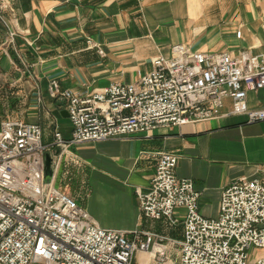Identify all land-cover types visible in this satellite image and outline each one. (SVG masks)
<instances>
[{
  "label": "crops",
  "instance_id": "obj_1",
  "mask_svg": "<svg viewBox=\"0 0 264 264\" xmlns=\"http://www.w3.org/2000/svg\"><path fill=\"white\" fill-rule=\"evenodd\" d=\"M4 1L0 107L15 110L18 118L9 120L39 125L47 146L56 131L65 140L73 133L66 108L50 95L54 81L79 97L133 84L153 71L156 58H170L176 44L233 57L264 55V0ZM263 105L264 90L249 93L251 110ZM232 110L227 99L222 116L208 122L74 146L59 156L52 148V184L103 229L169 234L145 219L135 192L149 190L159 154L169 152L179 157L176 176L192 180L201 194L200 213L217 219L225 189L243 179L264 182V122L250 124ZM81 183L91 190L82 198ZM137 260L154 264L143 253Z\"/></svg>",
  "mask_w": 264,
  "mask_h": 264
},
{
  "label": "built area",
  "instance_id": "obj_2",
  "mask_svg": "<svg viewBox=\"0 0 264 264\" xmlns=\"http://www.w3.org/2000/svg\"><path fill=\"white\" fill-rule=\"evenodd\" d=\"M9 6L0 0V17ZM241 38L242 32L237 34ZM14 35H12V38ZM264 90V55L193 51L184 44L171 57H158L153 71L133 84H114L85 97L52 82L50 95L64 105L73 127L65 140L43 142L39 125L16 120L0 123V264H136L138 253L154 264H264L250 251H264V182L239 180L224 190L217 219L200 213L194 182L179 179V157L161 152L149 190H135L146 220L181 232L132 234L98 226L79 202L46 183V154L57 148L149 134L230 115L264 122V105L248 106L249 93ZM171 234V233H170ZM178 247L172 257L171 247Z\"/></svg>",
  "mask_w": 264,
  "mask_h": 264
},
{
  "label": "rangeland",
  "instance_id": "obj_3",
  "mask_svg": "<svg viewBox=\"0 0 264 264\" xmlns=\"http://www.w3.org/2000/svg\"><path fill=\"white\" fill-rule=\"evenodd\" d=\"M5 94L4 93H0V100H3V96ZM16 112L14 109H9V108H4V107H0V123L4 120H9V119H14V118H18V116H16ZM61 152V150H60ZM82 184V183H81ZM75 187V186H74ZM84 187V188H83ZM81 190L78 192L80 193V197H84V194L85 196L87 194H89L91 192L89 186L87 184H82L81 185ZM79 197V198H80ZM78 198V200H79ZM76 199V198H75ZM169 233V232H168ZM171 233V234H170ZM169 234H167L171 239H175V240H181V232L180 231H177V232H170ZM179 248L178 247H171V251H172V257L175 259L178 255V250ZM250 257L251 259H258V258H263L264 257V251L262 250H258V249H252L250 251ZM151 258V257H150ZM254 261V260H253ZM137 264H138V260H137Z\"/></svg>",
  "mask_w": 264,
  "mask_h": 264
},
{
  "label": "water",
  "instance_id": "obj_4",
  "mask_svg": "<svg viewBox=\"0 0 264 264\" xmlns=\"http://www.w3.org/2000/svg\"><path fill=\"white\" fill-rule=\"evenodd\" d=\"M60 150L58 151L56 156H59ZM45 167H46V183L51 184L54 173H55V166H54V157L51 154H47L45 158Z\"/></svg>",
  "mask_w": 264,
  "mask_h": 264
}]
</instances>
